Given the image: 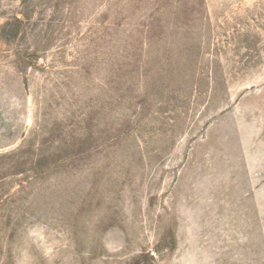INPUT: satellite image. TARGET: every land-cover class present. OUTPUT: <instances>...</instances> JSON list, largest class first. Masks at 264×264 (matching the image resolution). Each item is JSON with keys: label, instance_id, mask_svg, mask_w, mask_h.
Wrapping results in <instances>:
<instances>
[{"label": "rangeland", "instance_id": "obj_1", "mask_svg": "<svg viewBox=\"0 0 264 264\" xmlns=\"http://www.w3.org/2000/svg\"><path fill=\"white\" fill-rule=\"evenodd\" d=\"M0 264H264V0H0Z\"/></svg>", "mask_w": 264, "mask_h": 264}]
</instances>
